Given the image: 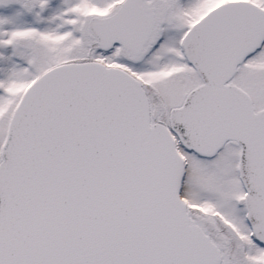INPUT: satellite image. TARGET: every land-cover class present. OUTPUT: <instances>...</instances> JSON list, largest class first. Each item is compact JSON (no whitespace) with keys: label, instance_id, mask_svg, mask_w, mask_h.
Returning a JSON list of instances; mask_svg holds the SVG:
<instances>
[{"label":"snow or ice","instance_id":"obj_1","mask_svg":"<svg viewBox=\"0 0 264 264\" xmlns=\"http://www.w3.org/2000/svg\"><path fill=\"white\" fill-rule=\"evenodd\" d=\"M0 264H264V0H0Z\"/></svg>","mask_w":264,"mask_h":264}]
</instances>
